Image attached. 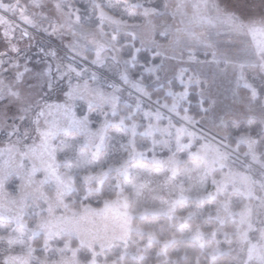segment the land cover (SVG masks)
Returning <instances> with one entry per match:
<instances>
[{
	"label": "snow or ice",
	"instance_id": "6c2138e0",
	"mask_svg": "<svg viewBox=\"0 0 264 264\" xmlns=\"http://www.w3.org/2000/svg\"><path fill=\"white\" fill-rule=\"evenodd\" d=\"M0 264H264V0H0Z\"/></svg>",
	"mask_w": 264,
	"mask_h": 264
}]
</instances>
